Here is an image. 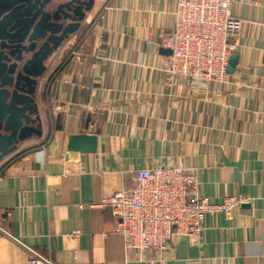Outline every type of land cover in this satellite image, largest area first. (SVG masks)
<instances>
[{"label":"crops","instance_id":"crops-1","mask_svg":"<svg viewBox=\"0 0 264 264\" xmlns=\"http://www.w3.org/2000/svg\"><path fill=\"white\" fill-rule=\"evenodd\" d=\"M175 9L94 0L44 62L32 133L0 159V264H28V249L55 264H264V0H232L231 82L206 87L165 71ZM158 165L195 169L202 196L241 205L206 215L199 241L138 257L103 200Z\"/></svg>","mask_w":264,"mask_h":264},{"label":"built area","instance_id":"built-area-1","mask_svg":"<svg viewBox=\"0 0 264 264\" xmlns=\"http://www.w3.org/2000/svg\"><path fill=\"white\" fill-rule=\"evenodd\" d=\"M241 28L232 0H176L172 27L160 34L162 47L169 51L165 71L194 87L229 84ZM240 205L236 197L212 203L201 195L197 170L166 165L136 171L132 186L103 200L114 231L138 257L163 254L182 239L199 241L206 215L230 216ZM27 251L28 264H55L32 249Z\"/></svg>","mask_w":264,"mask_h":264},{"label":"water","instance_id":"water-1","mask_svg":"<svg viewBox=\"0 0 264 264\" xmlns=\"http://www.w3.org/2000/svg\"><path fill=\"white\" fill-rule=\"evenodd\" d=\"M51 0H0V159L32 133L33 95L55 47L76 33L94 0H72L51 14ZM62 20H70L67 26ZM235 56L232 57L230 70Z\"/></svg>","mask_w":264,"mask_h":264}]
</instances>
